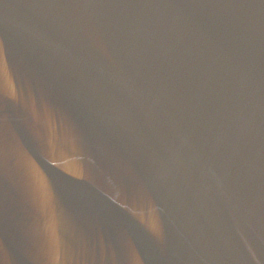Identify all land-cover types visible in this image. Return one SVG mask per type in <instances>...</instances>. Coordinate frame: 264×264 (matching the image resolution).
<instances>
[{
  "label": "water",
  "instance_id": "1",
  "mask_svg": "<svg viewBox=\"0 0 264 264\" xmlns=\"http://www.w3.org/2000/svg\"><path fill=\"white\" fill-rule=\"evenodd\" d=\"M0 264H264V0H0Z\"/></svg>",
  "mask_w": 264,
  "mask_h": 264
}]
</instances>
